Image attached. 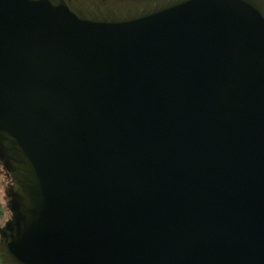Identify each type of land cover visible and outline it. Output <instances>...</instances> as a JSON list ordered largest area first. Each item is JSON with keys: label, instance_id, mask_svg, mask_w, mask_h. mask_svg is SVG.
I'll list each match as a JSON object with an SVG mask.
<instances>
[{"label": "water", "instance_id": "water-1", "mask_svg": "<svg viewBox=\"0 0 264 264\" xmlns=\"http://www.w3.org/2000/svg\"><path fill=\"white\" fill-rule=\"evenodd\" d=\"M0 163L3 264H264V0H0Z\"/></svg>", "mask_w": 264, "mask_h": 264}, {"label": "rangeland", "instance_id": "rangeland-1", "mask_svg": "<svg viewBox=\"0 0 264 264\" xmlns=\"http://www.w3.org/2000/svg\"><path fill=\"white\" fill-rule=\"evenodd\" d=\"M0 170L3 171V173L0 172V227H2L4 223L9 219L8 216V212L10 211V208H8L9 196L6 192L7 185L4 184L8 182L9 177L8 175L4 174L7 172V170L6 168H4V165L2 163H0ZM0 264H3L1 256H0Z\"/></svg>", "mask_w": 264, "mask_h": 264}, {"label": "trees", "instance_id": "trees-1", "mask_svg": "<svg viewBox=\"0 0 264 264\" xmlns=\"http://www.w3.org/2000/svg\"><path fill=\"white\" fill-rule=\"evenodd\" d=\"M8 216H9V218H10V216H11V213H10V211L8 212ZM0 256H1V254H0Z\"/></svg>", "mask_w": 264, "mask_h": 264}]
</instances>
